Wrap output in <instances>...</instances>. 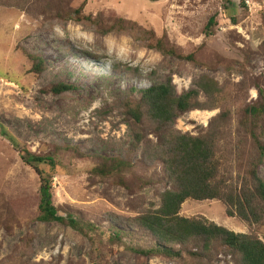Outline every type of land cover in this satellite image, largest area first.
I'll use <instances>...</instances> for the list:
<instances>
[{"label": "rangeland", "instance_id": "1", "mask_svg": "<svg viewBox=\"0 0 264 264\" xmlns=\"http://www.w3.org/2000/svg\"><path fill=\"white\" fill-rule=\"evenodd\" d=\"M82 2L88 20L74 13ZM118 18L125 28L102 31ZM146 30L194 59L151 47ZM24 52L42 59L41 73L30 71ZM202 75L217 81L228 101L178 115L172 127L206 133L230 108L225 127L233 137L240 119L235 107L255 102L257 88L264 90V0H0V264H174L131 250L148 241L134 217L157 208L168 184L149 155L152 127L145 124L143 142L135 143L123 110L130 98L139 97L137 89L169 78L179 95ZM62 83L71 89L49 91ZM199 100L208 102L201 92ZM243 149L244 164L257 157L249 137ZM23 150L55 152L53 205L61 215L70 212L92 222L93 243L66 225L36 219L39 178L22 161ZM102 158L134 164L124 185L91 174ZM257 173L264 180V153ZM180 213L264 241V219L248 224L227 217L219 201L186 200ZM111 227L131 237L118 244ZM211 264L237 263L220 249Z\"/></svg>", "mask_w": 264, "mask_h": 264}, {"label": "trees", "instance_id": "2", "mask_svg": "<svg viewBox=\"0 0 264 264\" xmlns=\"http://www.w3.org/2000/svg\"><path fill=\"white\" fill-rule=\"evenodd\" d=\"M229 3V0H225ZM84 2L74 11L80 20L89 19L81 14ZM214 17L207 21L210 29ZM123 19H116L107 30L125 28ZM150 46L176 58L193 60V55H183L167 42L146 30ZM32 62L31 72L41 73L40 57L24 52ZM195 87L177 94L168 78L145 89H137L138 98H130L123 110L124 117L133 131L135 143L145 138L144 125L148 124L155 142L150 145L149 155L161 166L162 178L168 187L160 194L159 206L134 217L133 225L146 234L148 241L137 244L131 250L143 256H162L175 260L174 264H211L214 255L222 249L236 259L237 264H264V241L252 233L234 232L203 216H183L180 213L186 200L222 203L227 217H236L248 224H257L264 219V180L257 173L260 157L264 153V90L257 88V100L246 106H236L239 116L237 133L232 137L226 128L231 118L230 108L223 109L213 119L206 133L191 135L175 131L172 120L196 109H215L224 104L222 88L217 81L202 75L193 83ZM71 89L68 84H53L49 91L60 94ZM200 92L208 102L199 100ZM249 137L257 157L244 160V143ZM12 141V140H10ZM15 147L17 145L12 142ZM22 161L31 166L38 175V203L36 219L42 222H57L79 232L93 243L95 225L77 215L65 212L61 215L53 205L52 174L57 162L55 152L35 154L20 151ZM246 162V161H245ZM133 163L119 158H102L90 170L93 176L112 179L124 185L123 176L131 172ZM235 175L232 176L233 171ZM240 171L242 174H240ZM146 180H142L144 183ZM111 237L120 243L131 237L128 231L111 227ZM100 254L101 251L97 250ZM101 255V254H100Z\"/></svg>", "mask_w": 264, "mask_h": 264}, {"label": "water", "instance_id": "3", "mask_svg": "<svg viewBox=\"0 0 264 264\" xmlns=\"http://www.w3.org/2000/svg\"><path fill=\"white\" fill-rule=\"evenodd\" d=\"M63 216H64V214H63Z\"/></svg>", "mask_w": 264, "mask_h": 264}]
</instances>
